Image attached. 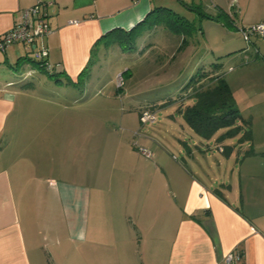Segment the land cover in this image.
<instances>
[{
    "label": "crops",
    "instance_id": "1",
    "mask_svg": "<svg viewBox=\"0 0 264 264\" xmlns=\"http://www.w3.org/2000/svg\"><path fill=\"white\" fill-rule=\"evenodd\" d=\"M37 1L0 0V34ZM41 1L47 4L44 19L51 29L42 39L47 61L62 73L58 82L70 84L68 79L75 81L87 65L93 46L104 49L95 44L101 35L130 29L160 7L161 0ZM260 21L264 15L247 23ZM250 43L261 58L224 74L240 114L237 94L248 88L245 102L254 98L246 112L249 119L241 114L250 120L252 143L248 155L239 152L234 159L240 163V180H245L239 189L236 166L230 170L227 165L235 150L217 146L225 159L208 143L198 147L196 141L192 145L201 155L184 141L178 146L180 158L168 143L143 142L151 152L146 157L127 142L121 164L112 163L105 174L51 175L54 158L42 164L39 154L47 147L42 149L34 135L21 134L18 147L10 140L2 144L7 129L9 134L17 129L16 118L14 124L12 120L18 81L8 72L26 63L34 73L37 59L20 43L0 51V264H264V157L257 158L253 149L264 148V142L255 141L257 115L252 111L260 103L264 116V41L260 47ZM22 121L20 117V129ZM54 132L59 134V128L52 136ZM53 141L51 147L58 145Z\"/></svg>",
    "mask_w": 264,
    "mask_h": 264
},
{
    "label": "rangeland",
    "instance_id": "2",
    "mask_svg": "<svg viewBox=\"0 0 264 264\" xmlns=\"http://www.w3.org/2000/svg\"><path fill=\"white\" fill-rule=\"evenodd\" d=\"M157 4L190 22L191 31L187 33L180 28L179 32H173L158 23L128 50L113 44L100 51L94 50L87 78H77L75 85L59 83L56 79H60V75L48 76L39 70L30 73L26 63L11 69L10 78L18 81L13 86L18 93L14 107L17 116L13 114L12 120L14 124L16 118L17 129L10 134L7 129L6 139L1 138L2 144L10 140L12 146L18 147L21 134L34 135L42 149L47 147L39 154L45 160L42 164L47 165L53 156L51 175L61 179L68 175L105 174L112 163L121 164L119 161L127 150L123 146L127 142L136 146L143 156L139 149L144 148L139 146L143 142L168 143L177 158H180V141L187 142L196 155L201 153L192 142L196 141L198 147L208 143L212 152L225 159L226 155L217 151V146H230L235 151L227 165L230 170L231 166H236L235 184L239 189L240 163L234 159L239 152L242 156L248 155L252 143L251 139L243 137L245 124H241L239 133L232 137H222L226 128L219 129L210 138L199 136L182 114L185 106L195 102L191 91H186L184 86L201 66L218 62L220 72L227 76L231 70H239L240 65L261 58L256 56L250 42L260 47L264 36L250 33L246 39L239 28L247 29L252 25L247 22L264 15V0H161ZM222 11L233 19L234 27L227 23ZM235 60L238 63L235 64ZM93 62H97L95 67ZM248 95V88L237 94L245 118L254 100L246 103ZM143 110L153 112L152 122L140 121ZM252 111L257 115L255 141L264 142L260 103H254ZM128 115L133 120L127 121ZM20 117L24 125L21 129ZM57 128L59 134L54 132L53 137L51 131ZM11 135L17 139H12ZM34 137L32 140L36 142ZM55 139L58 145L51 147L50 143L56 144ZM143 146L147 148L146 144ZM253 149L257 158L264 157V148L253 146Z\"/></svg>",
    "mask_w": 264,
    "mask_h": 264
},
{
    "label": "trees",
    "instance_id": "3",
    "mask_svg": "<svg viewBox=\"0 0 264 264\" xmlns=\"http://www.w3.org/2000/svg\"><path fill=\"white\" fill-rule=\"evenodd\" d=\"M161 13L163 14L161 15ZM222 15L228 24H233V19L230 18L226 12ZM158 23L165 25L173 32H179L181 30L180 28H184L188 33L192 29V24L182 17L176 16L173 10L165 7H154L130 29H111L101 35L96 40L95 44L101 43L105 46L119 44L122 49L128 50L133 47L136 38L140 34L150 30ZM94 50L95 48L93 46L89 61L77 78H87L91 68V55ZM27 51L34 53L33 48ZM35 59H37L35 64L37 70L46 73L48 76H61L62 73L55 72L52 65L50 69H47L44 63L34 55L33 60ZM220 70L221 64L215 62L206 67H199L195 73L191 75L184 89H186V91H191V96L194 97L195 102L182 109L183 117L190 127L203 138H210L216 131L222 128H226L222 137H232L239 133L242 127L241 124H245L246 126L244 125V127L246 129L243 137L250 140V120L244 119L241 116L233 93L224 78L223 72H220ZM56 80L60 81L58 78ZM68 82L72 85L77 84L76 80L72 81L68 79ZM219 137L221 138V136Z\"/></svg>",
    "mask_w": 264,
    "mask_h": 264
},
{
    "label": "built area",
    "instance_id": "4",
    "mask_svg": "<svg viewBox=\"0 0 264 264\" xmlns=\"http://www.w3.org/2000/svg\"><path fill=\"white\" fill-rule=\"evenodd\" d=\"M46 2L37 1L31 7L22 11V17L19 22L13 25L8 31L0 34V51H4L8 46L14 43H20L25 50L34 49V55L44 63L47 69L51 68V64L47 61L48 50L42 43V39L45 38L51 32L48 23L45 21L44 16ZM76 23V21H72ZM239 31L247 39L250 33L264 36V21H260L252 24L247 29L239 28ZM154 114L152 111L143 110L140 113V121L142 123L152 122L154 120ZM141 152L146 156H151L150 151L145 148H139ZM227 261L233 259V255L228 253Z\"/></svg>",
    "mask_w": 264,
    "mask_h": 264
}]
</instances>
